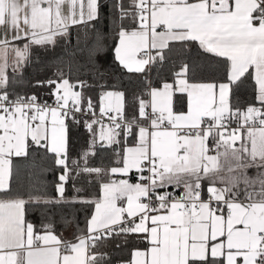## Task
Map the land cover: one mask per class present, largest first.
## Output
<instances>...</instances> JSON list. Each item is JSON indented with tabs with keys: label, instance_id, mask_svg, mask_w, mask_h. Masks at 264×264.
Returning a JSON list of instances; mask_svg holds the SVG:
<instances>
[{
	"label": "snow or ice",
	"instance_id": "6c2138e0",
	"mask_svg": "<svg viewBox=\"0 0 264 264\" xmlns=\"http://www.w3.org/2000/svg\"><path fill=\"white\" fill-rule=\"evenodd\" d=\"M73 27L85 46L33 85L52 103L10 92L9 58L15 83L33 47L62 38L68 52ZM109 38L113 62L140 77L131 101L80 78L104 79ZM78 114L91 138L70 160ZM114 145L117 166H89ZM93 181L99 197H81ZM75 204L93 211L63 239L54 217L72 226ZM113 239L134 241L126 264H264V0H0V264H110L95 249Z\"/></svg>",
	"mask_w": 264,
	"mask_h": 264
},
{
	"label": "trees",
	"instance_id": "16d2710c",
	"mask_svg": "<svg viewBox=\"0 0 264 264\" xmlns=\"http://www.w3.org/2000/svg\"><path fill=\"white\" fill-rule=\"evenodd\" d=\"M98 27H101L103 31L107 32V22L103 23L98 22ZM71 39L70 43L67 45L68 52H64L65 42L62 38H58L57 45L54 49L44 51L38 47H33L32 49V60L33 63L27 66H24L18 74H15L13 83V73L8 70L9 74V91L14 93H20L24 95H32L35 94L40 101H53V97L49 95L51 89L48 87H34L36 81L46 80L49 77H52L54 68L49 66V62L53 61V57L63 56L64 60H71L72 57L69 55L77 46L83 48L85 46L86 37L83 32H79V30L75 27L70 29ZM79 35L80 43L77 45V36ZM23 43V42H22ZM109 46V52L106 57L100 58V64L102 65L101 71L106 72V76L101 81L93 80L91 77H80L81 79H88L89 84L97 85L98 83L106 84L107 87L103 90H112L113 85H117L115 90L125 91L126 95L131 101L132 95L135 92L140 91V77L135 73H127L126 70H121L118 65H116L112 60V52L111 49L114 47V42L111 38L107 40ZM195 46L193 47V52H195ZM36 57H39V63H36ZM75 59L83 61V56L77 53ZM58 63V62H57ZM178 63V60H177ZM64 66V65H61ZM171 66V62L168 65H165L164 75L166 78L171 79L169 68ZM66 67V66H65ZM149 77L155 76V69L151 72L147 73ZM76 77L73 76L72 80L75 81ZM157 86H159V82L156 81ZM101 88L99 86H93L84 89L85 95L87 97H91L93 104L95 105V110L99 109V95L101 93ZM240 96L243 100L248 99L247 92L240 93ZM131 112V108L128 109ZM83 120L81 119V123L79 126L71 125L69 129L70 136V148H69V157L70 160L72 158H77L79 153L86 149L88 146V142L91 138V134L87 132L83 126ZM71 124V122L69 121ZM98 125H96V128ZM119 149L118 145H114L111 149L103 150L99 149L97 155L91 157L89 159V166L92 167H104L110 168L116 166V150ZM59 175V171L49 172L46 179L50 182L52 195H55L54 186L56 179ZM106 180V178H105ZM15 186V185H14ZM81 185L77 183V187ZM100 189L99 182L93 181L91 184L86 185L85 191L81 192L79 195L84 198H91L96 195ZM75 193L73 192L72 181H69L66 185V196L72 197ZM56 211V210H54ZM93 211L92 207L85 206L82 204H75L71 208L64 209L66 214H69L74 219V224L70 227H65L64 223L61 219V215L57 211L54 220H55V232L62 233L66 229H71L73 234L75 232V223H78L81 228L85 227L86 218L91 215ZM30 221L36 220L34 215L29 216ZM37 226L38 222H37ZM121 244L120 247H116L117 244ZM134 246V241H130L127 246H124L119 239H113L107 242V247L104 245H100L95 251L107 253L110 257V264H114L119 259H125L128 257V253ZM138 246H143L138 245ZM105 264H108L106 261Z\"/></svg>",
	"mask_w": 264,
	"mask_h": 264
},
{
	"label": "crops",
	"instance_id": "0c3cea01",
	"mask_svg": "<svg viewBox=\"0 0 264 264\" xmlns=\"http://www.w3.org/2000/svg\"><path fill=\"white\" fill-rule=\"evenodd\" d=\"M21 43H22V42H21ZM97 130H99V125H98V127H97ZM116 166H117V165H116ZM113 167H114V166H113ZM113 178H114V179H119V178H121V177L116 176V177H113ZM132 182H135L134 178L132 179ZM99 195H100V189H99V191H98V193H97L96 195H94V196H92L91 198H88V199H95V198H98ZM56 234H57V235H61L63 239H72V238H73V237L71 236V234H72L71 229H66V230H64L62 233H57V232H56ZM139 247H143V246H139ZM130 259H131V251L128 253V257H127V258H125V259H119V260H117L114 264H126V262H127L128 260H130Z\"/></svg>",
	"mask_w": 264,
	"mask_h": 264
},
{
	"label": "built area",
	"instance_id": "2783aa9c",
	"mask_svg": "<svg viewBox=\"0 0 264 264\" xmlns=\"http://www.w3.org/2000/svg\"><path fill=\"white\" fill-rule=\"evenodd\" d=\"M41 102H43V101H41ZM49 104H51L52 102H50V101H47ZM95 112H96V115L97 116H99V109H97V110H95ZM78 118L81 120V119H85V118H88V119H91V116H88V117H81V116H79V114H78ZM104 122L105 123H107L108 121H107V118H104Z\"/></svg>",
	"mask_w": 264,
	"mask_h": 264
},
{
	"label": "rangeland",
	"instance_id": "374dc122",
	"mask_svg": "<svg viewBox=\"0 0 264 264\" xmlns=\"http://www.w3.org/2000/svg\"><path fill=\"white\" fill-rule=\"evenodd\" d=\"M8 70H10V72L13 73V69H12V66H11V57L9 58V67L6 69L7 75L9 76ZM19 72H16L15 74H18Z\"/></svg>",
	"mask_w": 264,
	"mask_h": 264
}]
</instances>
